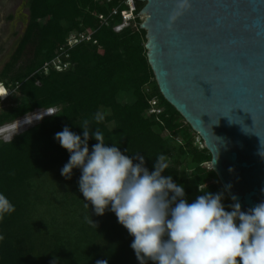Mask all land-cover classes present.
<instances>
[{
	"label": "trees",
	"instance_id": "16d2710c",
	"mask_svg": "<svg viewBox=\"0 0 264 264\" xmlns=\"http://www.w3.org/2000/svg\"><path fill=\"white\" fill-rule=\"evenodd\" d=\"M144 4L135 0L134 18L115 31L127 9L124 0H27L25 30L0 69V81L15 88V104L0 110V126L35 108L58 109L0 139V194L15 208L0 219V264H140L131 248L134 237L111 206L97 215L83 197L81 169L73 168L71 179L61 175L70 153L55 134L67 126L83 138L85 120L90 152L99 129L106 146L129 158L140 153L149 171L162 154L168 164L162 175L184 186V199L192 203L204 191L223 193L225 210H231L202 139L158 89L137 14ZM71 31H88L91 39L67 49V69L44 71ZM152 107L159 112H149ZM98 113L103 118L96 123Z\"/></svg>",
	"mask_w": 264,
	"mask_h": 264
},
{
	"label": "water",
	"instance_id": "95a60500",
	"mask_svg": "<svg viewBox=\"0 0 264 264\" xmlns=\"http://www.w3.org/2000/svg\"><path fill=\"white\" fill-rule=\"evenodd\" d=\"M141 1L160 93L202 139L232 203L247 212L264 202V0Z\"/></svg>",
	"mask_w": 264,
	"mask_h": 264
},
{
	"label": "clouds",
	"instance_id": "9594fccd",
	"mask_svg": "<svg viewBox=\"0 0 264 264\" xmlns=\"http://www.w3.org/2000/svg\"><path fill=\"white\" fill-rule=\"evenodd\" d=\"M0 85L4 83L0 81ZM57 109L35 108L19 118L41 110L48 112L43 117L50 116ZM102 118L98 113L96 123ZM80 126L83 138L67 126L55 134L61 147L70 153L61 175L71 179L73 168L81 169L78 185L83 197L97 215H103L111 206L118 222L134 237L131 248L140 264H264V202L247 212L239 203H233L229 211L222 203L223 193L204 191L189 203L184 199V186L162 175L168 168L164 155L157 157L154 171H149L140 153L129 158L118 147L106 146L99 129L92 133L97 143L90 152L89 121ZM133 159L139 162L134 164ZM14 211L10 201L0 194V219ZM85 219L97 227L91 217ZM96 264L107 261L98 260Z\"/></svg>",
	"mask_w": 264,
	"mask_h": 264
},
{
	"label": "built area",
	"instance_id": "2783aa9c",
	"mask_svg": "<svg viewBox=\"0 0 264 264\" xmlns=\"http://www.w3.org/2000/svg\"><path fill=\"white\" fill-rule=\"evenodd\" d=\"M106 1H110V0H106ZM124 1L127 5V9L123 10L121 12L122 21H121V23L114 25L113 29L115 31H119L121 28L128 25L130 20L134 18L135 0H124ZM112 13L113 14L116 13V10H113ZM139 15H140V13H139ZM98 17L100 19H102L106 24L108 23V22H106V19H104L102 15H99ZM90 39H91V33L88 31H71L67 35L65 42L55 50L54 57L50 61L45 63L41 68L44 71H47L48 69H53L55 71H63L65 69H67L69 67V64H70L68 60H64V58L69 56L67 49L71 48L75 44H78L80 42L87 41ZM3 87L5 88L6 95L4 97L0 95V110L2 108H4V105L2 104V102H4L10 95L15 93V88H12L10 86H6L5 84L3 85ZM151 104L154 106L155 101L152 100ZM38 112L44 113V114L48 113L47 110H41ZM149 112L158 113L159 109L152 107L149 109ZM19 119L20 118L14 120V122H16ZM9 125L10 124H4V125L0 126V129H3ZM209 167H210V165H209Z\"/></svg>",
	"mask_w": 264,
	"mask_h": 264
},
{
	"label": "rangeland",
	"instance_id": "374dc122",
	"mask_svg": "<svg viewBox=\"0 0 264 264\" xmlns=\"http://www.w3.org/2000/svg\"><path fill=\"white\" fill-rule=\"evenodd\" d=\"M3 1H5V2H3ZM2 2L3 3L1 4V8H0V52H1L0 53V69L3 66V64L5 63V61L7 60L8 54L12 51L13 46L15 45V41L17 39V36H14V33H13V29H14L12 27L13 21L6 18V15L8 13H10L11 7L14 5L13 0H2ZM140 15H141L140 19H141V21H143L145 16L143 14H140ZM20 29H21V26L19 25L17 28L19 33H20ZM2 104L4 105V107H8L10 105L15 104V97L10 95L4 102H2ZM35 113L36 112H34L32 114L25 115L24 117H22L21 120H23V118H25L29 115L31 116ZM35 123H37V122H35ZM35 123H33V124H35ZM22 130H24V129H22ZM22 130H20V131H22ZM19 132H16L14 134H17ZM0 139L9 140L6 138L5 135H1V134H0ZM200 146H202V145H200Z\"/></svg>",
	"mask_w": 264,
	"mask_h": 264
},
{
	"label": "flooded vegetation",
	"instance_id": "af4514ba",
	"mask_svg": "<svg viewBox=\"0 0 264 264\" xmlns=\"http://www.w3.org/2000/svg\"><path fill=\"white\" fill-rule=\"evenodd\" d=\"M3 2H5V1H3ZM3 2H2V0H0V8H1V4ZM26 3H27V0H13L14 5L11 7L10 13H8L6 15V18L13 21V24H12V27L14 28L13 33H14V36H17V39L15 41V45L13 46L12 51L16 47L17 42H18L19 38L22 36V34L25 30V27H26V23H27V19H28V10L26 7ZM19 25L21 26L20 33L17 30ZM11 52L8 54V58H9V55L11 54ZM8 58H7V60H8Z\"/></svg>",
	"mask_w": 264,
	"mask_h": 264
},
{
	"label": "bare ground",
	"instance_id": "6f19581e",
	"mask_svg": "<svg viewBox=\"0 0 264 264\" xmlns=\"http://www.w3.org/2000/svg\"><path fill=\"white\" fill-rule=\"evenodd\" d=\"M5 95H6V91L4 90L3 96H5ZM44 115H46V114L36 112L35 114H33L31 116L29 115V116L23 118V120H21L22 118H20L19 119L20 121L17 120L16 122L10 124L9 126L3 128V129H0V134L5 135L7 139H10L14 133L19 132L20 130L31 126L35 122H38Z\"/></svg>",
	"mask_w": 264,
	"mask_h": 264
},
{
	"label": "snow or ice",
	"instance_id": "6c2138e0",
	"mask_svg": "<svg viewBox=\"0 0 264 264\" xmlns=\"http://www.w3.org/2000/svg\"><path fill=\"white\" fill-rule=\"evenodd\" d=\"M3 93V89H0V94H2Z\"/></svg>",
	"mask_w": 264,
	"mask_h": 264
}]
</instances>
